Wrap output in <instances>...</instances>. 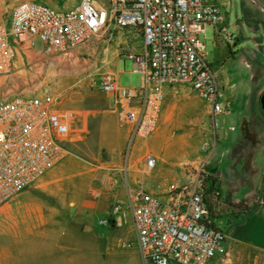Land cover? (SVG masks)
<instances>
[{"label": "built area", "instance_id": "obj_1", "mask_svg": "<svg viewBox=\"0 0 264 264\" xmlns=\"http://www.w3.org/2000/svg\"><path fill=\"white\" fill-rule=\"evenodd\" d=\"M223 21L218 0H80L67 10L22 1L13 9L9 29L0 25V75L14 66L16 49L10 38L27 49H34L38 40L48 57H70L94 38L109 42L116 30L141 37V51L122 50L133 65L131 72L141 75L140 86L122 87L107 74L99 81L118 125L127 131L129 153L136 141L158 129L168 88L189 87L212 116L229 112L204 42L207 27L216 30ZM81 132L78 113L60 108L58 97L50 93L0 100V206L59 165L69 154L67 145ZM145 164L153 169L154 157L146 156ZM206 175H189L162 196L132 189L126 201L113 202L109 218L101 223L124 221L130 213L143 264H208L225 257L227 234L216 225L205 197ZM117 185L118 175L110 172L102 191L110 196Z\"/></svg>", "mask_w": 264, "mask_h": 264}, {"label": "crops", "instance_id": "obj_2", "mask_svg": "<svg viewBox=\"0 0 264 264\" xmlns=\"http://www.w3.org/2000/svg\"><path fill=\"white\" fill-rule=\"evenodd\" d=\"M22 1L41 2L56 10L71 9L80 2V0H9L6 9L7 20L0 21V25L5 29H9L13 9ZM9 41L16 49L13 68L18 55H26V52L42 53V50L27 49L11 38ZM256 41L258 46L254 45L253 49L234 52L232 47H236L240 42L236 37L229 48L231 59L220 63L216 71L223 101L229 106V112L223 115L238 112L240 119L238 133H235L237 128L233 124L227 130L218 132L215 129L217 123L213 127L214 135L218 136L214 138L211 157L214 162L213 170H216L214 175L218 176V196L212 198L211 206L216 219L227 220L224 227L227 234V253L225 257L214 259L208 264H264V236L261 235L262 238L258 241L248 235L239 236L235 233L240 225L259 211L264 216V110L259 105L260 96L264 93V85H261L264 83V38ZM215 48L217 50L216 44ZM123 49L141 51L142 38L131 36L126 29L116 30L109 42L99 38L90 40L81 48L79 55L86 54L101 65L106 63L107 67L102 73L113 76L120 85V78L126 73L119 68V61L125 59L122 55ZM235 57L238 59V65L234 62ZM217 59L218 56L214 60ZM240 66L249 71V79L248 77L244 79L239 74ZM132 67L131 63L129 74ZM108 103L106 108L99 111H76L82 131L86 127L91 129L92 125H96L98 143L107 153L105 159L109 160L102 173L91 175V186L94 187L92 195L75 202L71 214L63 221H52L54 219L39 215L35 218L30 216L31 212L39 213L44 209V205L31 197L49 193L47 185L29 187L18 193L12 200L15 210L7 217V223L11 225L10 230L0 233L3 237H0V240H5L4 253L0 254V264H143L136 244L131 214L128 213L124 221L116 218V221L111 220L109 226H104L101 222L106 219L105 215L109 218L110 214L105 201L108 198L113 202L116 199L126 201L129 191L138 188L162 196L167 191L170 177L168 173L164 175L160 173L164 178L160 182L157 181L156 171L144 172L146 164L141 165L140 169H132V165L126 162L121 169L119 158H114L115 151L120 149L108 138L112 117L119 127L109 96ZM204 107L212 116L206 103ZM218 116L221 115L212 116V119L216 121ZM161 122L160 115L159 125ZM124 131L126 139L127 131L125 129ZM151 151L150 156L155 158L156 166L159 153L154 148ZM110 172L118 175V185L112 195L102 198V182ZM238 205L245 207L248 212H241L237 209ZM227 208L231 210L227 211ZM220 211L224 216L219 217ZM235 212L239 215L237 216ZM119 223H128L130 229L126 234L127 239L124 237L118 239L122 247L115 249L108 245L107 238L111 233L118 232Z\"/></svg>", "mask_w": 264, "mask_h": 264}, {"label": "rangeland", "instance_id": "obj_3", "mask_svg": "<svg viewBox=\"0 0 264 264\" xmlns=\"http://www.w3.org/2000/svg\"><path fill=\"white\" fill-rule=\"evenodd\" d=\"M8 2L9 0L0 2V21L7 20ZM218 2L224 21L216 30L207 27L204 40L206 60L215 72L220 63L231 59L229 48L236 37L240 42L236 47H232L234 52L253 49L254 45L258 46L256 40L264 38V0H218ZM42 49L41 42L37 41L34 50ZM217 56L218 59L214 60ZM234 62L236 65L239 64L237 57ZM130 66V60L119 61V68L126 71L120 78L119 83L122 87H138L141 84L140 74L128 73ZM106 67V63L103 65L95 63L94 59L86 54L48 57L43 52L40 54L26 52V55H18L15 67L9 74L0 75V100L50 93L58 97L62 109L99 111L109 104L108 95L99 88L100 78L104 75L102 70ZM238 71L242 78L249 79V71L243 66H240ZM204 105L205 102L189 87L168 88L161 108V124L153 135L136 141L129 153L125 131L117 126L115 118L112 117L108 138L120 149L115 151L114 158H119L121 169L126 162L132 165V169H140V166L145 164L146 156L152 155L151 149L154 148L159 154L156 166L151 171H156V180L159 182L164 178L160 173L161 175L168 173L170 177L168 188L182 183L189 175L199 176L202 172L216 173L211 157L214 138L218 136L214 135V120ZM239 119L238 112L218 116L215 129L217 132L227 130L233 124L237 128L235 133H238ZM98 140L96 125H92L91 129L86 127L74 143L67 145L69 152L67 157L31 186L47 185L50 191L31 197L45 206L39 213L31 212V217L39 215L54 219L52 221H63L71 214L75 202L92 195L94 187L91 186V175L102 173L106 162L109 161L105 159L107 153L99 145ZM144 172L149 173L146 165ZM101 195L102 198L107 196L103 191ZM105 202L110 211L113 200L108 198ZM12 203L11 201L0 206V233L10 230L11 225L7 223V217L15 210ZM230 210L227 208V211ZM235 214L239 215L237 212ZM222 216L224 214L220 211L219 217ZM226 222L224 218L217 219L216 225L224 229ZM119 227L118 232L111 233L107 238L108 245L115 249L122 247L118 239L121 237L127 239L126 234L130 229L128 223H119ZM235 233L239 236L248 235L253 240L260 241L261 235L264 236V216L259 211L240 225ZM4 244L5 240L1 239L0 254L4 253Z\"/></svg>", "mask_w": 264, "mask_h": 264}, {"label": "trees", "instance_id": "obj_4", "mask_svg": "<svg viewBox=\"0 0 264 264\" xmlns=\"http://www.w3.org/2000/svg\"><path fill=\"white\" fill-rule=\"evenodd\" d=\"M203 189L205 197L211 201L212 198H217L218 196V176L214 175V173L207 174L204 178ZM241 212H248L245 207H241V205L237 206ZM111 223V222H110Z\"/></svg>", "mask_w": 264, "mask_h": 264}, {"label": "water", "instance_id": "obj_5", "mask_svg": "<svg viewBox=\"0 0 264 264\" xmlns=\"http://www.w3.org/2000/svg\"><path fill=\"white\" fill-rule=\"evenodd\" d=\"M261 85H264V83H262ZM259 105H260L261 109L264 110V93H262V95L260 96Z\"/></svg>", "mask_w": 264, "mask_h": 264}]
</instances>
